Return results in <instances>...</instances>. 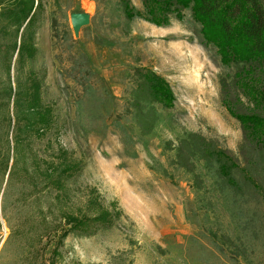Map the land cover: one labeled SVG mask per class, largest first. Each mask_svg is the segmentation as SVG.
Masks as SVG:
<instances>
[{
	"label": "rangeland",
	"instance_id": "1",
	"mask_svg": "<svg viewBox=\"0 0 264 264\" xmlns=\"http://www.w3.org/2000/svg\"><path fill=\"white\" fill-rule=\"evenodd\" d=\"M36 1L34 58L12 56L6 48L13 29L0 30V97L7 98L10 58L19 100L13 103V95L0 106V116H11L10 126L0 124V150L9 153L5 175L0 162V264H264V156L228 110H248L257 75L235 86L244 65L223 63L189 8L181 19L169 13L162 16L167 23L156 25L125 18L122 0ZM129 1L143 10L142 0ZM73 12L88 16L77 31ZM0 24L12 28L1 16ZM135 67L165 78L175 96L146 147L126 114ZM32 74L50 109L40 135L18 128L15 119L25 112ZM180 130L225 149L263 190L249 188L235 170L243 191L221 197L203 163L195 172L205 188L187 180L189 165L181 167L166 143ZM99 210L117 211L113 225L86 236L69 233L58 244L66 217Z\"/></svg>",
	"mask_w": 264,
	"mask_h": 264
},
{
	"label": "trees",
	"instance_id": "2",
	"mask_svg": "<svg viewBox=\"0 0 264 264\" xmlns=\"http://www.w3.org/2000/svg\"><path fill=\"white\" fill-rule=\"evenodd\" d=\"M142 11L136 10L129 0H122L125 18H143L156 25L167 23L168 14H174L177 19L182 18V11L189 8L193 19L201 24V32L209 42H214L219 48L224 64L230 62L244 65L235 73V86L251 73L257 75L259 86H254L248 92L251 106L245 112H239L228 106L230 114L235 117L242 127L244 140L258 149L264 156V5L261 0H142ZM36 0H0V16L5 18L7 26L0 24L3 34H12L14 41L6 51L16 54L18 60L32 59L36 55L33 42V25L36 21ZM162 19V20H161ZM9 28V26H8ZM2 48H5L3 46ZM6 78L8 86L5 87L7 98L2 100L0 106H8L10 98L15 103L16 90L10 83L11 60H7ZM31 74V73H30ZM132 87L128 92L126 114L128 121L134 126L138 141L144 147L150 138L156 135L157 127L163 122V110L171 109L175 96L165 78L156 72L135 67L133 69ZM31 90L29 98H25V112L15 117L16 122L40 135L49 123L50 109L42 104L41 81L35 74L28 76ZM240 81V82H239ZM18 94H20L18 92ZM17 104L19 100H16ZM0 124L10 126L9 112L0 116ZM19 135H14L17 141ZM123 141V136L121 135ZM128 138L127 140H129ZM126 140V139H125ZM175 142L166 141L181 167L189 165L192 177L187 180L194 182L200 189L205 188L203 177L195 172L199 163L209 171V184L214 186L222 197L243 191V185L234 176V171L239 170L245 185L260 192L262 186L253 175L248 166L240 165L225 149L218 147L211 140L196 132L180 130L175 132ZM8 143V134L5 135ZM9 153L0 150V162H4L3 174L7 172ZM115 212L99 210L91 215L82 214L66 217L67 228H60L58 244L69 234L90 235L99 228H107L114 223ZM225 236V235H222ZM58 247L55 246L54 250Z\"/></svg>",
	"mask_w": 264,
	"mask_h": 264
},
{
	"label": "water",
	"instance_id": "3",
	"mask_svg": "<svg viewBox=\"0 0 264 264\" xmlns=\"http://www.w3.org/2000/svg\"><path fill=\"white\" fill-rule=\"evenodd\" d=\"M71 20L74 30L77 31L80 25L87 22L88 16L82 12H73L71 13Z\"/></svg>",
	"mask_w": 264,
	"mask_h": 264
},
{
	"label": "bare ground",
	"instance_id": "4",
	"mask_svg": "<svg viewBox=\"0 0 264 264\" xmlns=\"http://www.w3.org/2000/svg\"><path fill=\"white\" fill-rule=\"evenodd\" d=\"M195 55L197 56V55H199V53H195ZM195 57V56H194ZM196 76H198V74H195Z\"/></svg>",
	"mask_w": 264,
	"mask_h": 264
}]
</instances>
